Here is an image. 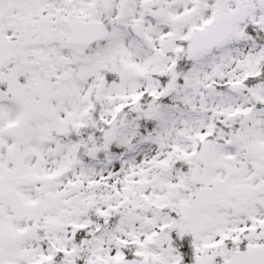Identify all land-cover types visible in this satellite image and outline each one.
<instances>
[{
	"label": "snow or ice",
	"instance_id": "snow-or-ice-1",
	"mask_svg": "<svg viewBox=\"0 0 264 264\" xmlns=\"http://www.w3.org/2000/svg\"><path fill=\"white\" fill-rule=\"evenodd\" d=\"M0 264H264V0H0Z\"/></svg>",
	"mask_w": 264,
	"mask_h": 264
}]
</instances>
